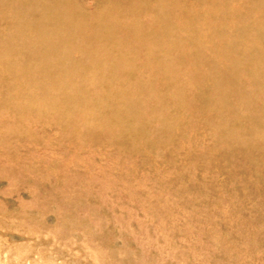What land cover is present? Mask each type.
<instances>
[{"label": "rangeland", "instance_id": "obj_1", "mask_svg": "<svg viewBox=\"0 0 264 264\" xmlns=\"http://www.w3.org/2000/svg\"><path fill=\"white\" fill-rule=\"evenodd\" d=\"M0 264H264V0H0Z\"/></svg>", "mask_w": 264, "mask_h": 264}]
</instances>
